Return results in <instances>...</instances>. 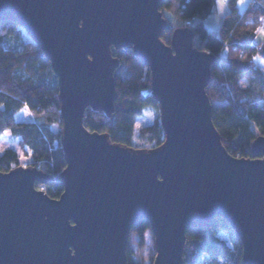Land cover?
Instances as JSON below:
<instances>
[{
  "label": "water",
  "instance_id": "obj_1",
  "mask_svg": "<svg viewBox=\"0 0 264 264\" xmlns=\"http://www.w3.org/2000/svg\"><path fill=\"white\" fill-rule=\"evenodd\" d=\"M161 0H0V21L23 28L57 77V177L31 165L0 170V264H128L129 232L149 222L152 264H183L185 231L223 217L237 234L242 264H264V136L256 158L235 157L212 121L206 87L216 56L194 31L172 29ZM114 49H131L150 70V94L164 131L157 146L113 142L83 124L85 110L114 112ZM258 55L264 60V42ZM52 181L58 198L41 188Z\"/></svg>",
  "mask_w": 264,
  "mask_h": 264
},
{
  "label": "trees",
  "instance_id": "obj_2",
  "mask_svg": "<svg viewBox=\"0 0 264 264\" xmlns=\"http://www.w3.org/2000/svg\"><path fill=\"white\" fill-rule=\"evenodd\" d=\"M215 2L161 0L159 9L167 21L165 9L178 17L181 20L178 26H184L183 20L194 16L192 24L187 26L196 36L194 45L216 56L206 92L210 100L223 103L212 106L213 124L230 154L256 158L260 154L252 153L250 144L257 136H264V70L258 65L262 59L258 50L264 39L256 42L264 22V0H250L242 11L238 10L236 0H228V11L218 30L208 31L203 20ZM174 27L177 26L171 25L161 32L164 43L170 44ZM225 48L223 57L221 52ZM112 54L119 59L114 71L117 92L114 112L107 116L88 107L83 124L90 130L106 132L113 142L132 145L135 118L148 106L158 109V103L150 94L149 68L131 49L112 48ZM23 105L31 111L34 120L14 118ZM5 130L10 131L13 139L19 137L21 150L6 148L0 154L1 171L31 165L57 177L65 167L57 77L42 50L21 26L11 21H0V135ZM163 137L164 131L156 118L137 130L139 145L135 147L157 146ZM36 187L51 198H58L63 190L57 181ZM241 253L237 234L221 216H215L207 225L188 227L185 231L183 264H242ZM154 255L150 224L139 219L129 232L128 264H152Z\"/></svg>",
  "mask_w": 264,
  "mask_h": 264
},
{
  "label": "rangeland",
  "instance_id": "obj_3",
  "mask_svg": "<svg viewBox=\"0 0 264 264\" xmlns=\"http://www.w3.org/2000/svg\"><path fill=\"white\" fill-rule=\"evenodd\" d=\"M248 4V0H236V5L238 10H242L246 5ZM228 11V0H216L215 6L211 13L203 20L204 27L210 31V30H218L223 15ZM164 16L168 19L170 25L172 26H178L181 22V20L176 17L170 10L165 9L163 11ZM260 29V28H259ZM257 40L264 39V29H260L257 32ZM23 37L26 38L25 33H23ZM194 40L196 41V36L194 37ZM225 51V50H224ZM258 65L260 68L264 70V60L260 59L258 62ZM223 102L211 100V105H218ZM14 118L17 121H31L34 120V116L31 113V111L28 109L26 105H23L19 110H17L14 114ZM159 118V111L158 109H155L153 107H146L143 109V112L140 116H137L135 118L134 122V136L132 138V145L137 146L139 145V141L136 139V133L137 130L143 126L147 125L153 122L154 119ZM6 148H13L17 150L20 149L19 145V137L13 139L10 131L5 130L3 134L0 135V154L6 149ZM26 159V158H25ZM25 163V160L23 164Z\"/></svg>",
  "mask_w": 264,
  "mask_h": 264
},
{
  "label": "built area",
  "instance_id": "obj_4",
  "mask_svg": "<svg viewBox=\"0 0 264 264\" xmlns=\"http://www.w3.org/2000/svg\"><path fill=\"white\" fill-rule=\"evenodd\" d=\"M193 19H194V16H192V17H190V18H186V19H184L183 20V25L184 26H190L191 24H192V21H193ZM260 29H264V22H263V24H262V26L260 27ZM259 29V30H260ZM260 40H257L256 39V42H259ZM225 50V51H224ZM222 52H221V55L223 56V57H225L226 56V52H227V49L225 48Z\"/></svg>",
  "mask_w": 264,
  "mask_h": 264
},
{
  "label": "crops",
  "instance_id": "obj_5",
  "mask_svg": "<svg viewBox=\"0 0 264 264\" xmlns=\"http://www.w3.org/2000/svg\"><path fill=\"white\" fill-rule=\"evenodd\" d=\"M249 1H250V0H248V3H249ZM247 5H248V4H247ZM247 5H246V6H247ZM246 6H245V7H246ZM245 7H244V8H245ZM244 8H243V9H244ZM243 9H242V10H243ZM242 10H240V11H242Z\"/></svg>",
  "mask_w": 264,
  "mask_h": 264
},
{
  "label": "snow or ice",
  "instance_id": "obj_6",
  "mask_svg": "<svg viewBox=\"0 0 264 264\" xmlns=\"http://www.w3.org/2000/svg\"><path fill=\"white\" fill-rule=\"evenodd\" d=\"M260 159L264 160V156L260 157Z\"/></svg>",
  "mask_w": 264,
  "mask_h": 264
}]
</instances>
